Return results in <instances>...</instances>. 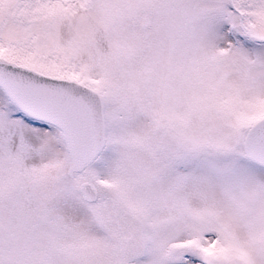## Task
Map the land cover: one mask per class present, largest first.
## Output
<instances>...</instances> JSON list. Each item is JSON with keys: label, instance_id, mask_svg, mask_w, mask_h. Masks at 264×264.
Segmentation results:
<instances>
[{"label": "snow or ice", "instance_id": "1", "mask_svg": "<svg viewBox=\"0 0 264 264\" xmlns=\"http://www.w3.org/2000/svg\"><path fill=\"white\" fill-rule=\"evenodd\" d=\"M0 264H264V0H0Z\"/></svg>", "mask_w": 264, "mask_h": 264}, {"label": "clouds", "instance_id": "2", "mask_svg": "<svg viewBox=\"0 0 264 264\" xmlns=\"http://www.w3.org/2000/svg\"><path fill=\"white\" fill-rule=\"evenodd\" d=\"M138 71H143V65L140 64L137 66ZM151 103L154 106H159L160 104V97L156 96L153 97ZM121 151H124L123 148H121ZM45 162L50 161V157L46 154L44 157ZM5 210L7 211V205L5 204ZM60 211L61 213L70 221L81 225V228L84 232H86L90 236H95L96 232L94 227L91 225V222L88 221L84 216L80 214V210L71 202L63 203L60 205ZM49 225L42 223L39 219L34 220L31 223V227L27 228V231L36 230L40 234L47 233L49 230ZM4 244H5V250L7 249V245L9 243V235L7 232L4 235ZM12 242L16 244L20 248H24V240L19 236H13Z\"/></svg>", "mask_w": 264, "mask_h": 264}]
</instances>
